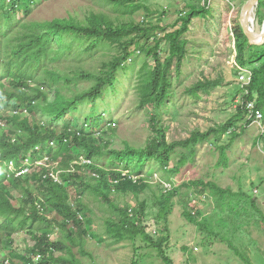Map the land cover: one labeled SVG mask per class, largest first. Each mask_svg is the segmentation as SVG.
<instances>
[{"label": "trees", "instance_id": "trees-1", "mask_svg": "<svg viewBox=\"0 0 264 264\" xmlns=\"http://www.w3.org/2000/svg\"><path fill=\"white\" fill-rule=\"evenodd\" d=\"M38 1L0 0V264H81L76 259L70 261L58 255L57 252L65 250V243L52 242L51 235L57 229L72 234L70 227L75 225L80 235L77 237L79 246L84 244L87 236H91L88 212L82 202L83 192H94L105 202H109L114 193H135L139 197L152 186H161L139 175L149 159H157L162 171L179 174L189 159L195 157L199 145L211 142L213 138L214 142L219 143L224 135H231L235 140L240 136L238 130L247 132L251 122L239 107L237 115L226 124L208 132L197 130L189 138L172 143L166 140L168 129L159 120L157 123L162 129L157 130L152 126L156 130L152 141L144 147H133L126 143L123 150L110 148V139L116 133L115 122L110 120L106 125L97 123L99 117H104L103 108H92L93 114L88 117L86 129L82 131L73 129L71 122L62 127L55 122L50 123V120H64L77 104L102 103L106 91L121 84L118 74L128 70L129 63H136L137 53L144 56L138 74L139 106L166 105L172 95L173 67L178 73L182 71L189 51L186 36L195 19H206L210 15V0H205L204 5L203 0H189L186 10L179 13L173 31L149 20L137 22L133 19L142 10L148 16L153 14L144 4L145 0H107L112 12L91 11L83 19L73 17L28 22L25 17L31 15ZM262 5L260 2L257 14L264 20ZM19 8L24 14L22 19L16 16ZM160 34L164 36L159 37ZM234 35L240 66H247V50L256 48L254 56H251L254 61L252 65L257 67L252 69L250 99L257 101L259 110L264 113V46L250 45L241 25L235 27ZM164 41L169 45V53L163 60L160 52ZM106 46L117 47L119 53L109 54L107 59L102 60L101 68L96 73L74 64ZM67 61L70 63L66 65ZM86 81H92V86L75 93L72 84ZM222 85L223 79L205 78L191 87L190 95L199 99L200 94L211 95ZM52 91L53 99L50 97ZM34 115H39L40 119H34ZM152 122H155L154 118ZM261 144L264 146V133L255 143L256 146ZM178 149L186 150L187 154L181 157L177 168H170L172 156L176 152L179 155ZM228 149V146L221 148L219 167L228 166ZM83 157L92 163H76L81 162ZM45 158L57 163L56 169L39 166L38 163ZM117 160L125 167L120 168ZM25 162L30 167V173L26 176H18L9 168L13 163L20 170L26 167ZM136 165L137 169H134ZM84 170L93 173L90 183L81 176ZM126 170L142 178L136 182L123 178ZM54 173H61V183L52 179L55 178ZM121 178L124 181L115 183L116 179ZM167 181L172 182L171 177ZM73 187L78 196L76 201L72 200L69 191ZM183 189L186 190L184 198L188 196L183 212L187 221L202 228L210 223L209 218L198 212V203L190 196L193 189L202 194L210 192L217 208L223 212L242 205L246 211L257 213V224L264 232V215L257 207V201L248 193L242 190L236 193L230 188L220 187L217 182L205 180L184 181L174 192L177 190L178 195ZM14 192L20 196L15 197ZM146 208V202H142L137 209L138 216L124 212L120 223L110 226L108 235L118 243L134 241L136 236L142 235L154 244V239L146 232ZM49 212H54L52 218L48 216ZM25 232L30 234L34 244L24 251L14 248L15 236ZM161 243L158 241L156 246L162 247ZM39 254L42 260L36 262L33 256ZM160 256L168 261L164 252Z\"/></svg>", "mask_w": 264, "mask_h": 264}, {"label": "rangeland", "instance_id": "rangeland-1", "mask_svg": "<svg viewBox=\"0 0 264 264\" xmlns=\"http://www.w3.org/2000/svg\"><path fill=\"white\" fill-rule=\"evenodd\" d=\"M248 1L210 0V15L206 19L194 20L191 31L186 36L189 42L188 56L180 73L175 66L173 67L172 95L166 105H151L145 108L139 106L138 74L144 56L137 53L136 63L134 61L129 63L128 70L118 74V81L121 84L107 90L102 103L77 104L71 108L64 120H50V123L55 122L58 127H62L71 122L73 129L82 131L86 129L88 117L93 114L92 108H103L106 114L102 112L104 117H99L97 123L106 125L110 120L115 122L116 133L110 139V148L116 150H123L126 143L133 147H144L152 141L153 134L156 133L152 126L157 130L162 129L161 125L166 127L168 129V133L165 134L166 140L173 143L189 138L197 130L208 132L212 128L226 124L237 115V101L243 90L241 79L243 74H239L240 71H250L257 67L252 65L254 61L251 60L256 48L251 47L247 50L246 67L238 64L236 50L235 27L241 25V13ZM260 2L263 3L261 10L264 13V0ZM188 3L189 0H145L144 4L153 14L148 16L142 10L137 12L133 19L137 22L149 20L166 26L168 31H173L179 13L186 10ZM108 5L110 4L107 0H39L31 15L25 19L31 23L73 17L83 19L91 11L112 12ZM259 5L253 18L256 31L260 33L264 20L258 17ZM113 13L117 15L115 11ZM16 16L17 19L24 18L21 8L17 9ZM163 36L164 34L159 35ZM161 47L160 57L164 60L169 53V45L164 41ZM118 53L117 47L106 46L89 58L80 62L75 61L74 64L76 67L81 66L96 73L101 68L102 60L107 59L109 54ZM69 63L67 61L65 64ZM205 78L223 79V85L211 95L200 94V98L195 99L190 95V89ZM92 84V81H86L72 86H75V93H78L89 89ZM252 84L253 79L247 85V89ZM47 90L50 88L47 87ZM50 97L53 99V91L50 92ZM8 110L11 111V108ZM35 118L40 119V116L34 115ZM153 118L155 122H152ZM159 120L161 125L157 123ZM257 125L256 122H251L248 131L243 133L239 129L240 136L235 140L231 135H224L221 141L216 143L215 138L211 137L213 141L199 145L195 157L189 159L191 162L188 161L179 174L177 172L168 174L162 171L157 159H149L139 175L161 186H152V189L141 193L139 197L135 193L127 195L114 193L110 201L105 202L94 192H83L82 202L88 212L91 236H87L84 244L79 246L80 241L77 237L80 235L75 225L70 227L72 234L57 229L52 233L51 241L65 243V250L57 254L69 258L70 261L76 259L81 264H264V232L257 224L259 219L257 213L246 211L242 205L234 210L227 208L223 212L217 208L210 192L202 194L192 189L190 196L198 203V212L210 219V223L202 228L187 221L183 216L184 203L188 200V196L184 198L186 190L183 189L178 195L177 190L174 192L184 181H214L220 187L230 188L236 193L240 190L248 193L257 201V207L264 215V146L255 145L257 138L264 131V124ZM227 146L228 166L219 167L221 148ZM178 153L179 155L176 152L172 156L170 168H177L181 157L187 154V151L178 149ZM51 162L45 159L42 166L56 169L57 163ZM117 162L120 164V160ZM119 167L125 165L120 164ZM134 169H137V165ZM60 175L61 173H54V177L58 179H52L61 183ZM91 175L92 172L85 170L81 172V176L88 183L91 182ZM168 177H171L172 182L167 181ZM123 178L137 181V175L131 170H126ZM123 178L116 179L117 183L124 181ZM114 181L113 179V183ZM168 183L172 186H168ZM69 191L72 193V200L76 201L78 196L74 187ZM13 194L15 197L20 196L17 192ZM142 202L147 204L146 232L154 239V244L144 239L142 235L136 236L134 241L116 242L107 233L110 226L119 224L124 212H129L130 215L135 213L138 216L137 209ZM51 213L48 215L50 218L54 216V212ZM158 241H162V247L156 246ZM33 244L29 233L15 236L14 248H22L24 251ZM161 252H164L168 261L160 256Z\"/></svg>", "mask_w": 264, "mask_h": 264}, {"label": "bare ground", "instance_id": "bare-ground-1", "mask_svg": "<svg viewBox=\"0 0 264 264\" xmlns=\"http://www.w3.org/2000/svg\"><path fill=\"white\" fill-rule=\"evenodd\" d=\"M259 3H260V1H259ZM259 3H258V5H259ZM257 6H256V8H257ZM252 20H253V23H254L255 22L254 19H252ZM241 21H242V17H241ZM241 26H242V24H241ZM263 45L264 44H262V46ZM242 74H243V77L241 79H242V83H243V85H242L243 90H242L241 96L238 98V101H237L238 108L239 107H242V110L246 112V114H247V120L248 121H250V122H256L258 124L257 126H261L262 124H264V113L261 110H259V107H258L257 102L250 99V90L247 89V87H248L247 85H249L251 83V79H253V72H252V70H250V71H243ZM247 77H249L251 79H247ZM250 103H253L255 105L254 112H251L250 109H249V104ZM263 133H264V131H263ZM76 163L89 165L92 162L89 161V160H87V159H85V158H82L81 159V162L79 161V162H76ZM25 165H26V167L21 168L20 170H17L16 167H15V165L12 163L9 168H10V170L12 172L13 171L14 172H17L18 173L17 175L22 177V176H26L27 174L30 173V167L27 166V164H25ZM124 173L125 172H123V174ZM139 179H141V177L137 176V180H139ZM163 183H165V182H163ZM165 186H167V185L165 184ZM168 186H172V184L168 183ZM171 189H172V187H171ZM256 192H258V191H256Z\"/></svg>", "mask_w": 264, "mask_h": 264}, {"label": "water", "instance_id": "water-1", "mask_svg": "<svg viewBox=\"0 0 264 264\" xmlns=\"http://www.w3.org/2000/svg\"><path fill=\"white\" fill-rule=\"evenodd\" d=\"M260 0H250L246 6L243 8L241 17H242V28L247 35L249 42L254 46H262L264 44V23L262 26V31L259 33L256 31L255 24L253 23V14L257 9ZM255 20V19H254Z\"/></svg>", "mask_w": 264, "mask_h": 264}, {"label": "built area", "instance_id": "built-area-1", "mask_svg": "<svg viewBox=\"0 0 264 264\" xmlns=\"http://www.w3.org/2000/svg\"><path fill=\"white\" fill-rule=\"evenodd\" d=\"M243 71H244V70H241L239 74H242ZM249 109H250L251 112H254V110H255V105H254L253 103H250V104H249ZM45 159H48V158H45ZM45 159H44V160H45ZM44 160L41 161V162H39L38 165H39V166H42V163L44 162ZM48 161H49V159H48ZM25 164H27V163L25 162ZM51 164H55V163H51ZM46 168H47V167H46ZM56 180H57V179H56ZM116 182H117V181H115V183H116ZM194 213H195V212H194ZM33 260H35L36 262L41 261V260H42V255L39 254V256H33Z\"/></svg>", "mask_w": 264, "mask_h": 264}, {"label": "clouds", "instance_id": "clouds-1", "mask_svg": "<svg viewBox=\"0 0 264 264\" xmlns=\"http://www.w3.org/2000/svg\"><path fill=\"white\" fill-rule=\"evenodd\" d=\"M205 0H203V2H204ZM204 5V4H203Z\"/></svg>", "mask_w": 264, "mask_h": 264}]
</instances>
